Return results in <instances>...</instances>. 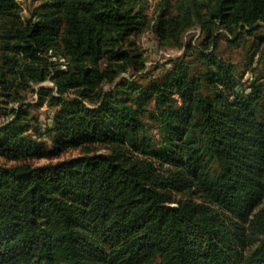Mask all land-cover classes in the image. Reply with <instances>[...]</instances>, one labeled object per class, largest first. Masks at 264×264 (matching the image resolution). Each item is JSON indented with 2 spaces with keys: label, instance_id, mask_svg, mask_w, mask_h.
<instances>
[{
  "label": "trees",
  "instance_id": "trees-1",
  "mask_svg": "<svg viewBox=\"0 0 264 264\" xmlns=\"http://www.w3.org/2000/svg\"><path fill=\"white\" fill-rule=\"evenodd\" d=\"M158 5L152 22L147 0H40L22 18L0 0V104L47 78L57 90H37L50 124L30 105L0 123V264H264V0ZM195 26L199 46L160 80L142 72L134 36L182 46ZM220 30L260 32L247 85Z\"/></svg>",
  "mask_w": 264,
  "mask_h": 264
},
{
  "label": "rangeland",
  "instance_id": "rangeland-1",
  "mask_svg": "<svg viewBox=\"0 0 264 264\" xmlns=\"http://www.w3.org/2000/svg\"><path fill=\"white\" fill-rule=\"evenodd\" d=\"M161 1L162 0H147L148 2L147 17L151 22L153 21L159 10L158 2ZM170 1L174 2L176 0H170ZM16 2L18 3L21 9L20 11L21 17L27 18L29 15V10L32 9L35 5L39 4L40 0H16ZM220 32L221 33H220V40L218 43V53L222 57H224L225 59L231 61L236 65L237 74L243 76L242 81L245 83V85H247L252 75L251 69L257 66V63L255 62H253L250 65H247L250 58V53L252 52L251 51L252 41L254 39V36L259 35L260 32L254 33L253 35H247L246 36L247 41L246 42L241 41L238 44L232 43L230 41L233 40V37H230V39L228 40L227 39L228 36L223 30H220ZM202 39H203V34L200 28L195 26L187 30L183 34L181 38L182 46H176L172 43L159 42V40H157L152 30L150 28H147L140 34L134 36L135 43L138 46V49L141 51L142 56L144 58V70L142 72H148V74L150 75L152 74L154 79L160 80L162 78L164 70L170 66V63H168L169 59L177 56H183L184 48L187 43L190 42L191 44L197 47L199 46ZM48 55L50 56V59L52 61L59 63L60 68L65 69L66 67L65 59L61 55H59L56 51H53L52 49L48 50ZM188 58H191V56H188ZM257 69L264 70V61L258 64ZM142 72L134 73L132 70H130L121 73L119 77L121 76L127 78L135 77L138 79V77H140L141 75L140 73ZM42 86L54 88L53 93L57 94L56 86L53 83V81L49 78H47L45 81L41 83L31 85L29 89L23 91L22 93L23 99L21 101L10 102L7 104H0V108L4 113L3 116L0 117V123L4 120L11 119V115H12L11 110L13 108L18 109L21 105H27L26 107L30 105V107L28 108L30 112L29 114L31 116L37 117L39 124L42 125L50 124L54 109L47 106L46 103L42 104L41 106L37 105V101H38L37 90L39 87ZM41 140L45 141L48 146L51 144V141L47 136L42 137ZM80 153H81V148H68L60 152L56 156L33 158L27 162L31 163L34 166H41L49 162H57L60 160L72 158L79 155ZM13 163L14 162H6L7 165Z\"/></svg>",
  "mask_w": 264,
  "mask_h": 264
}]
</instances>
